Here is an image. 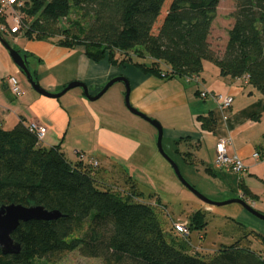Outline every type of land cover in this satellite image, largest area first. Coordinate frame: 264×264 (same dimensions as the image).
<instances>
[{
    "label": "trees",
    "instance_id": "trees-1",
    "mask_svg": "<svg viewBox=\"0 0 264 264\" xmlns=\"http://www.w3.org/2000/svg\"><path fill=\"white\" fill-rule=\"evenodd\" d=\"M220 1L19 0L11 11L0 12V25L9 26L13 11L21 26L7 31L11 34L81 45L94 62L131 63L161 78H193L209 60L223 77H246L264 96V0H233V23L222 51L209 40ZM73 12L77 16L70 19ZM64 18L68 25L60 24ZM0 40H5L1 29ZM32 76L37 78L35 71ZM198 118L205 128L214 123L211 114ZM42 142L24 119L12 128L0 122V206L42 205L62 214L20 222L12 233L20 251L5 254L0 248V264L55 263L74 250L100 257L101 264H264V253L252 248L255 241L264 245L262 233L243 226L239 238L213 254L193 252L190 234L178 232L162 200L152 194L153 201L145 199L130 175L122 173L128 190L121 189L111 184L117 177L98 164L72 162L60 145ZM184 159L193 162L189 153ZM240 187L244 200L256 196L244 183ZM205 211L196 209L188 217L190 233L205 227Z\"/></svg>",
    "mask_w": 264,
    "mask_h": 264
},
{
    "label": "crops",
    "instance_id": "crops-1",
    "mask_svg": "<svg viewBox=\"0 0 264 264\" xmlns=\"http://www.w3.org/2000/svg\"><path fill=\"white\" fill-rule=\"evenodd\" d=\"M217 23L216 15L209 40L215 50L222 51L233 19L222 29ZM17 36L21 37L14 48L27 55L29 68L37 77L35 80L49 92H59L69 82L77 80L87 85L90 95H96L112 77H125L129 82L131 106L160 123L162 138L174 146L183 159L189 153L193 162H185L196 165L198 172L194 182L204 194L218 201L241 197L240 184L244 183L256 194L245 200L264 214V96L246 77H223L215 63L205 60L202 71L191 80L161 78L146 74L129 63L114 69L117 66L107 59L94 62L86 56L81 45L69 48L59 44L56 38L37 40ZM17 73L20 68L0 40V122L3 127L12 128L20 119L25 123L43 124L46 126L43 145H60L72 162L80 160L78 152L83 153V162L97 161L98 168L107 175L119 178L124 172L139 183L140 178L136 175L139 173L135 169L146 170L144 164L155 155L156 130L150 121L128 108L125 82L119 81L123 86L113 88L111 95L114 98L111 99L115 111L104 108L102 111L95 102L97 99L90 100L81 87L72 88L57 98L38 92L26 82L20 85V96H16L7 81L10 75ZM202 90L233 95L227 119L214 98L201 97ZM113 113L117 115L113 116ZM209 114L214 123L205 128L198 117ZM142 127L145 133L140 131ZM71 128L81 133L75 149L66 147L65 140ZM219 137L231 138L228 150L241 157L246 166L244 171L235 173L216 165ZM255 151L260 152L262 159L253 156ZM220 206L207 204L204 208L226 213L229 220H235L234 216L239 214L245 215V211L253 215L238 202L217 208ZM255 223L264 233V224Z\"/></svg>",
    "mask_w": 264,
    "mask_h": 264
},
{
    "label": "rangeland",
    "instance_id": "rangeland-1",
    "mask_svg": "<svg viewBox=\"0 0 264 264\" xmlns=\"http://www.w3.org/2000/svg\"><path fill=\"white\" fill-rule=\"evenodd\" d=\"M11 11V9H8ZM234 10V1L233 0H221L219 3V7L217 9L218 16V26L222 29V27H226L228 22L231 19V12ZM12 14L13 11L11 12ZM8 16L10 26L14 25V22L11 20V15ZM77 15L75 12L70 15L71 18H75ZM70 19H62L60 22L61 25H68ZM11 21V22H10ZM22 35V34H18ZM23 36V35H22ZM4 39L13 47L18 46L17 35H13L10 32L3 31ZM24 38V37H23ZM100 62V61H99ZM131 64V63H129ZM133 65V64H131ZM117 66L114 69H118V67H122V65H114ZM119 76V75H118ZM20 85L25 84L26 82H30L28 77L22 70L20 69V73H17L15 76ZM117 77V76H115ZM112 77L111 79H113ZM110 79V80H111ZM23 83H22V82ZM109 81V80H108ZM107 81V82H108ZM106 82V83H107ZM105 83V84H106ZM123 86V83L116 82L112 86L108 88V90L95 102L99 103L101 106V110L103 108L106 110L115 111L112 97L113 88H119ZM34 88V87H33ZM63 96V95H62ZM57 97V98H61ZM14 97V96H13ZM101 111V112H102ZM116 113H113V116H116ZM153 126V125H152ZM156 130V138H155V155L153 158L149 160L147 164H144L146 170L135 169L136 174L139 176L140 181L138 186L144 192V197L148 201H153L155 198H160L167 207L166 213L169 223L175 220H188V217L195 211L196 209L203 208L208 204L203 202L190 188L187 186L186 182L195 188H197L201 193L204 194L200 190L198 186L195 184V176L197 175V167L194 164H188L185 160L175 151V147L169 145L168 141L165 138H162V146L166 154L178 165L181 175L183 176L186 182H183L177 173L171 162L168 160L166 156H164L157 146V137L158 130L153 126ZM143 129V131H142ZM141 132L145 133V129L142 127ZM81 139V133L78 130L71 128V130L67 134L66 138V147L75 149V144L78 143ZM135 179V178H134ZM115 180V179H114ZM111 181V180H109ZM116 183L111 182V184H117L121 189L128 190V184H125L122 176L116 179ZM116 185V186H117ZM154 196V199L150 200V195ZM207 196L206 194H204ZM209 197V196H207ZM228 206V204L221 205L217 208H224ZM245 215L234 216L235 220L230 218L226 213L222 212H204L205 218V227L203 229H193L191 230L189 240L191 242V250L193 252H200L201 254H213L216 250H218L224 244H230L237 238H239L243 232L245 231L243 226H245L246 230H255L264 235L261 228L255 223L264 224V220L258 217H255L245 211ZM226 215V216H225ZM241 226V227H240ZM252 248L257 252L264 253V245L258 242H254ZM206 255V256H207ZM45 262V261H44ZM102 259L100 257H85L82 256L79 250H74L71 253L65 255L61 260L55 263L46 262V264H101Z\"/></svg>",
    "mask_w": 264,
    "mask_h": 264
},
{
    "label": "water",
    "instance_id": "water-1",
    "mask_svg": "<svg viewBox=\"0 0 264 264\" xmlns=\"http://www.w3.org/2000/svg\"><path fill=\"white\" fill-rule=\"evenodd\" d=\"M4 45L7 47L9 50V53L14 60V62L17 64V66L26 74L28 77L30 83L32 86L40 93L50 96V97H60L62 96L65 92L68 90L75 88V87H81L85 93V95L90 99V100H96L98 99L110 86H112L114 83L122 81L125 82L126 84V104L128 108L147 119L150 121L151 124H153L157 130H158V137H157V146L161 153L168 158V160L171 162L173 165L175 172L179 176V178L183 181L186 182L183 178V176L180 173V170L178 168V165L166 154V152L163 149L162 146V127L160 123L152 119L145 114L141 113L139 110L131 106L129 103V82L128 80L123 77V76H117L114 77L113 79L109 80L103 88L96 94V95H90L88 92V87L85 83L81 81H71L66 86L59 92H49L42 88L37 80H35L32 76V72L29 68L28 64V59L26 54H22V52L11 46L6 40L2 41ZM187 186L192 190L203 202L212 204V205H224V204H229L233 202H238L242 204L249 212H251L253 215L261 218L264 220V214L261 212L257 211L251 204H249L246 200H244L241 197H233L229 198L226 200L218 201V200H213L207 196H205L203 193H201L197 188L194 186L188 184L186 182ZM62 214L58 210H48L42 205H23V204H16V203H11V204H4L0 206V248L3 253L5 254H12V253H18L20 251V244L14 240L12 237V233L14 230L18 227L20 222H26L29 220L33 219H42V220H54L60 217Z\"/></svg>",
    "mask_w": 264,
    "mask_h": 264
},
{
    "label": "built area",
    "instance_id": "built-area-1",
    "mask_svg": "<svg viewBox=\"0 0 264 264\" xmlns=\"http://www.w3.org/2000/svg\"><path fill=\"white\" fill-rule=\"evenodd\" d=\"M19 0H0V12L7 9H12L13 5L17 3ZM11 20L14 22V25L10 26H5V25H0V29L2 31H10L11 33L17 32L20 29L21 26V17L20 15L14 13L11 15ZM11 22V21H10ZM197 78V77H196ZM190 80L191 78H187ZM8 87L11 90V92L16 95L20 96L22 93V89L19 83V80L14 76L10 75L8 77L7 81ZM200 95L203 98L206 97H212L215 99L217 102L219 108L223 111L224 113V118L227 119L229 117V110L231 108V105L233 103L234 97L231 94H222V93H214L210 92L208 90H202L200 91ZM29 128L31 131L35 132V134L38 136L40 140L43 141V137L46 132V126L40 123L36 122H31L29 123ZM231 142V138L229 137H219L217 142H216V159L215 163L219 167H227L231 171L235 173H240L245 170L246 166L241 157L236 154L235 152H230L228 150L229 143ZM79 157L81 159L84 158V154L78 152ZM253 156L255 158H260L261 154L258 151H255L253 153ZM93 164H98L97 161H93ZM176 230L180 232L183 235H189L190 234V227H189V222L188 220H175L173 222Z\"/></svg>",
    "mask_w": 264,
    "mask_h": 264
}]
</instances>
